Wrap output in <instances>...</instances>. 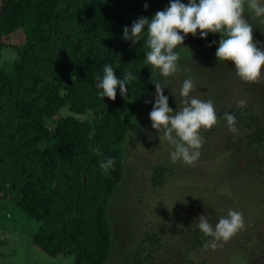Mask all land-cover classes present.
I'll use <instances>...</instances> for the list:
<instances>
[{"label":"trees","instance_id":"16d2710c","mask_svg":"<svg viewBox=\"0 0 264 264\" xmlns=\"http://www.w3.org/2000/svg\"><path fill=\"white\" fill-rule=\"evenodd\" d=\"M168 4L0 0V59L3 48L16 51L15 59L0 60V203L15 204L38 223L31 240L47 256L71 255L73 264L108 261L114 239L107 206L123 179V144L133 122L124 116L125 105L144 100L158 76L145 64L147 37L133 45L123 39V29L139 17L151 19ZM219 39L218 34L206 39L189 34L183 46L215 52ZM106 63L118 79L128 71L137 77L126 96L118 88L115 100L99 95L96 77H102ZM235 99L219 116L227 126L224 113L236 114L244 149L257 165L254 180L264 189V112L252 104L255 98L243 109ZM64 107L71 114L59 115ZM212 129L201 130L205 143ZM108 157L115 158V168L105 174L99 164ZM187 232L200 246L198 227ZM145 234L142 241L158 251L155 233ZM140 245L119 264H144Z\"/></svg>","mask_w":264,"mask_h":264},{"label":"rangeland","instance_id":"374dc122","mask_svg":"<svg viewBox=\"0 0 264 264\" xmlns=\"http://www.w3.org/2000/svg\"><path fill=\"white\" fill-rule=\"evenodd\" d=\"M245 18L253 25V42L264 48V22L250 10ZM15 57V50L3 48L0 60ZM179 64L181 70L169 77L156 70V83L165 87L169 107L176 111L183 106L182 82L191 78L192 95L212 100L216 109L218 123L210 128L213 139L204 142L200 158L192 165L173 163L169 158L173 146L159 139L149 119L152 103L145 104V100H153L155 86L136 106L126 103L124 116L133 122L123 144V179L107 206L114 245L106 264H119L141 243L144 264H264V189L255 181L257 165L244 149V133L229 131L219 116L224 108L233 106L235 98L247 102L255 98L252 104H260L258 108L264 112V69L257 80L243 81L232 62H220L215 52L196 46L180 50ZM225 102L231 105L225 107ZM68 114L67 107L59 111L61 116ZM160 167L164 170L154 180ZM229 210L243 214L245 228L215 250L202 247L211 237L201 232V245L195 246V238L187 230L197 227L198 217L205 215L215 225ZM37 227L15 204L1 202L0 264H73V256H47L32 242ZM146 230L155 233L158 251L146 239L142 241Z\"/></svg>","mask_w":264,"mask_h":264},{"label":"clouds","instance_id":"9594fccd","mask_svg":"<svg viewBox=\"0 0 264 264\" xmlns=\"http://www.w3.org/2000/svg\"><path fill=\"white\" fill-rule=\"evenodd\" d=\"M147 9L148 5H144ZM246 10H250L261 22H264V0H169L168 6L157 11L151 19L139 17L131 26L123 29V39L135 45L146 36L148 51L145 53V64L150 65L152 73L159 70L160 75L169 77L180 68V51L186 37L197 33L206 39L209 33L218 34L220 39L215 56L220 62H232L236 75L243 81H255L264 69V48L253 42V25L245 18ZM199 30V32H198ZM216 43L211 42L209 46ZM137 77L132 71L118 79L111 64H104L103 75L97 76L99 95L115 100L117 88L121 97L129 93L128 85ZM153 100L149 112L151 127L157 130L159 139L166 140L173 146L169 153L170 160L182 161L192 165L200 158V150L204 143L202 129H210L218 123V116L212 100H202L192 95L194 82L186 78L180 88L182 107L173 111L169 107L168 96L164 94V86L156 83ZM243 109L247 100L237 101ZM229 131L238 132L236 114L226 112L223 115ZM98 151V149H97ZM100 169L108 174L115 168V158L108 157L100 161ZM198 229L211 239L202 247L215 250L222 241H228L238 231L245 228V219L241 212L229 210L213 225L208 217L201 215L195 221Z\"/></svg>","mask_w":264,"mask_h":264}]
</instances>
